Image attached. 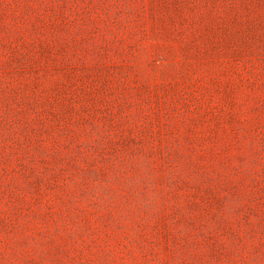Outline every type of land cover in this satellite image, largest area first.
Wrapping results in <instances>:
<instances>
[{
	"label": "rangeland",
	"instance_id": "374dc122",
	"mask_svg": "<svg viewBox=\"0 0 264 264\" xmlns=\"http://www.w3.org/2000/svg\"><path fill=\"white\" fill-rule=\"evenodd\" d=\"M0 264H264V0H0Z\"/></svg>",
	"mask_w": 264,
	"mask_h": 264
}]
</instances>
